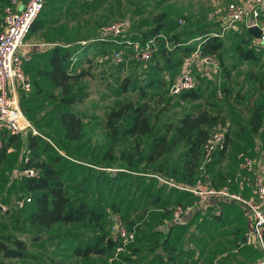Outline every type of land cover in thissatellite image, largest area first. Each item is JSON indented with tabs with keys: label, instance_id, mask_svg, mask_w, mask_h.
<instances>
[{
	"label": "trees",
	"instance_id": "obj_1",
	"mask_svg": "<svg viewBox=\"0 0 264 264\" xmlns=\"http://www.w3.org/2000/svg\"><path fill=\"white\" fill-rule=\"evenodd\" d=\"M164 16L160 14L155 26L140 34L144 39L156 36L160 32L165 35L168 47L164 39H157L158 49L146 65L147 68L154 69V72L172 71L171 78L156 80L162 85L167 84L168 90L180 75L185 59L197 46H199L200 56H214L222 65L223 52L226 48L224 37L229 34L235 35L230 42L240 59L254 61L264 55L263 49L249 46L248 37L238 31H231L222 37L213 36L212 32L216 30L217 23L213 28L204 25L180 31L177 30L175 23H168ZM43 26L44 22L38 16L29 32L35 34ZM74 51L70 44H50L47 52L45 51L46 54H40L45 61L44 66L33 64L31 60L29 64L26 63L24 68L28 64L32 73L30 79L28 78L31 87L28 92L20 91L19 103L27 118L30 119L32 112L40 108L39 104H34L38 95H48L47 98L56 104V133H62L61 139L64 141L77 143L81 137L82 120L72 106L80 99L73 90V86L80 82L87 72L83 69L77 72L70 71ZM152 61L153 65L149 66ZM180 67L181 70L178 73ZM226 76H229V73L226 72ZM154 81L151 78L147 85L151 87ZM128 82L129 80L125 81L124 88ZM198 87L199 84L194 90L181 92L177 95L179 101L183 104L188 103L190 107L192 102L200 100L202 95ZM141 89L144 91L143 88ZM46 91L49 93L47 94ZM224 92L228 94V90ZM224 101H227L226 97ZM147 109L146 104L127 103L108 112L106 128L110 132L111 143L102 154L99 165L81 162L84 161L82 159H86V155L75 160L74 152L78 150L77 148L72 151L65 149V153H62L51 144L50 140L46 139L48 137L45 135L43 136L46 138L30 133L25 136L13 135L6 130H0V165L3 163L16 165L12 170L9 183L16 188V203L24 199L21 208L17 207L16 212L18 215L24 214L25 220L35 234L49 231L56 226L76 225L82 229L68 231L69 235L74 234L78 240V244L72 249L73 255L81 258H89L91 255L108 256L112 250V242L108 240L112 212H118L131 228L135 224L132 216L137 209L142 208L140 203L148 201V198L152 204L162 208V216L172 222L175 206L191 203L190 200L182 202L185 192L163 184L152 174L180 184L184 182L188 185L193 184L197 179L193 177L195 176L194 167L190 166L188 172L183 170L186 165L195 160L200 159L201 162L202 146L208 139L211 128L218 121L223 122V120L219 119V113L213 115L208 109L197 113L185 112L178 120L166 122L164 132L161 133L150 120ZM246 128L251 136H257L261 140L264 151V92L261 99L256 101L250 109ZM143 137L147 138V141L141 149L139 140ZM129 139H133L132 149L125 147L121 150L115 149L114 144L119 143L123 146ZM228 145L229 134L227 133L224 148L213 155L212 163L217 164L225 157ZM21 149L24 151L19 154ZM13 150H16V154H13ZM27 150L28 153L25 152ZM177 150L178 154L184 157L182 164L169 166L167 159ZM26 154H28L27 162H25L26 156L24 157ZM44 154L45 158H42L41 155ZM208 164L205 168L209 172ZM25 167L37 168L39 176H13L14 170H22ZM112 168L118 170L110 171L109 169ZM219 177L224 184L228 176ZM127 184L132 187L126 190L130 200L126 202L124 197L117 200L124 191L122 188ZM167 188L174 194L177 193L171 208L168 207L169 201L161 198L163 190L167 195ZM25 198L30 200L27 202ZM7 202L6 199L2 200V203ZM130 249V254L125 256V259L134 264L130 255L136 253L135 245L131 244ZM0 253L4 257L17 258L30 264H68L63 259L36 256L27 251L23 240L1 233ZM0 264L5 263L0 262Z\"/></svg>",
	"mask_w": 264,
	"mask_h": 264
},
{
	"label": "rangeland",
	"instance_id": "obj_2",
	"mask_svg": "<svg viewBox=\"0 0 264 264\" xmlns=\"http://www.w3.org/2000/svg\"><path fill=\"white\" fill-rule=\"evenodd\" d=\"M229 1L231 0H46L39 15L44 22L43 28L35 34L29 32L26 39L44 44H70L75 50L72 54L70 71L77 72L83 69L87 72V75L73 86V90L80 97L72 106L82 120L81 137L77 143H72L62 140V133H56V104L47 98L48 95H38L39 97L34 102V104H39L40 108L32 112V118H28L32 126L42 136H47L51 144L60 149L62 153H65V149L72 151L77 148L78 150L74 152L75 160L86 155V159H82L84 161L81 162L99 165L102 154L111 143L110 132L106 128V116L113 108L127 103L146 104L150 120L161 133L164 132L166 122L178 120L185 112L197 113L208 109L213 115L219 113V119L228 124L229 145L225 157L219 163L215 164L211 161L208 164L207 168L210 171H206V179L212 183L211 179L215 176H239L238 153L248 152L253 157L259 154L255 147L256 142L261 143V140L257 136H251L246 127L252 105L261 99L264 92V55L254 61L242 60L232 49L230 42L235 35L229 34L224 37L226 48L223 52L222 65L218 63L217 68L209 67V74L206 75L205 71L198 70L196 63L192 64V69L195 73L197 72L198 91L202 97L192 102L189 107L188 103L183 104L177 96L170 94L167 84L162 85L156 82L158 78L164 80L171 78L172 71L154 72V69L147 68L146 62L132 55L131 47L125 48L123 45L124 40L146 41L151 39V37L144 39L140 33L154 27L156 21H159L160 14L165 15L163 18L167 19L168 23H175L177 30L180 31L204 25L213 28L220 9ZM8 2L9 0H0V19L3 17V7ZM121 19L128 22V30L125 35L116 39L117 42L110 37H106L103 41L98 39L103 27ZM157 35L165 36L163 32ZM243 35L248 37L246 33ZM115 46L122 49L125 54L126 59L122 63H115L111 60V51ZM45 51L47 52V49L42 53L35 52L30 62L44 66L45 61L40 54H46ZM153 63L152 61L149 66ZM27 65L25 72L30 79L32 73ZM180 70L181 67L178 73ZM226 72L229 76H226ZM151 78L155 81L150 87L147 84ZM126 80L129 82L124 88L123 84ZM224 90H228V94ZM46 93L49 92L46 91ZM225 97L227 101H224ZM146 141L147 138H140L141 149ZM114 145L116 150L124 147L132 149L133 139L127 140L123 146L119 143ZM23 151L24 149H21L19 154ZM15 152L16 150H13V154H16ZM25 152L28 153V150ZM178 152V150L174 151L167 159L169 166L176 164L181 166L184 157ZM41 156L43 158L45 154ZM199 165H201L200 159L195 160L186 165L183 171L188 172L189 167L193 166L195 174L193 177L196 179L200 175ZM15 166L10 163L0 165V202L2 203L5 199L8 201L2 203L7 206V210L0 211V233L23 240L28 252L42 258L63 259L68 264H105L107 256L91 255L89 258H81L73 255L72 249L78 244V240L74 234L69 235L68 231L82 229L76 225L56 226L49 231L35 234L33 228L25 220L24 214L18 215L16 212L17 192L16 188L9 183ZM122 189L124 191L117 200L124 197V201L128 202L130 198L126 190L132 187L127 184ZM164 192L163 190L161 198L168 200V207L171 208L172 204L174 205L172 200L177 194L175 195L169 188H167V195ZM23 200L19 202L18 208H21ZM140 207L142 208L137 209L132 216L135 224L131 228L135 229L136 234L133 245L136 241L149 237H140L142 231L148 228L151 230L160 228V216L163 220L165 219L162 216L163 209L152 204L149 198L148 201H142ZM155 236L162 238L164 235L157 232ZM243 249L240 248L239 251ZM130 256L133 261L135 257L133 258V254ZM259 259H263L262 253L257 256V260ZM244 260L240 264H253L255 258L250 255L249 263ZM0 262L30 264L17 258L4 257L2 253H0ZM127 264H133V262H127Z\"/></svg>",
	"mask_w": 264,
	"mask_h": 264
},
{
	"label": "built area",
	"instance_id": "obj_3",
	"mask_svg": "<svg viewBox=\"0 0 264 264\" xmlns=\"http://www.w3.org/2000/svg\"><path fill=\"white\" fill-rule=\"evenodd\" d=\"M45 2L46 0H26L25 2L9 0L3 7L0 31V130H6L13 135L25 136L30 133L42 136L22 110L19 93L20 91L28 92L31 87L24 68L31 59V47L34 45L50 47V44L26 42L30 27L43 10ZM216 23L217 29L212 32L213 36L222 37L231 31L246 33L250 46L264 50V0H231L220 9ZM252 27L259 30L258 37L248 33V29ZM127 30L128 22L121 19L103 27L98 39L103 41L106 37H110L117 42L116 39L125 35ZM157 39H164L168 47L166 37L161 35L152 36L146 41L124 40L123 45L125 48L131 47L132 55L139 60L148 62L158 49ZM110 57L115 63H122L126 59L123 50L118 46L113 48ZM193 63L198 65V70L205 71L206 75L209 74V67H218L216 58L200 56L199 46H197L190 57L185 59L178 78L169 86L171 95L177 96L183 91L197 88L198 79L192 69ZM227 133L228 124L224 121H218L211 128L201 150V173L193 184H180L156 174L152 175L169 187L193 194L197 205H204L210 200L217 199L243 208L250 219L244 244L257 245L264 252V154L260 152L253 157L248 152L238 153L237 169L240 175L227 177L221 186H215L206 179L205 167L212 160L213 155L224 148ZM27 161L28 156L25 157V162ZM18 175L38 177L39 170L34 167L14 170L13 176ZM234 184L238 189L233 188ZM243 185L251 188V195L247 196L239 189ZM29 200L26 198L27 202ZM192 209L193 206L189 204L175 206L173 224L182 223V216L190 214ZM6 210L7 206L0 202V211ZM110 217L108 240L112 242V250L105 264H127L125 256L130 254V246L135 241V229L130 228L118 212H112Z\"/></svg>",
	"mask_w": 264,
	"mask_h": 264
},
{
	"label": "crops",
	"instance_id": "obj_4",
	"mask_svg": "<svg viewBox=\"0 0 264 264\" xmlns=\"http://www.w3.org/2000/svg\"><path fill=\"white\" fill-rule=\"evenodd\" d=\"M25 1L21 0V2ZM1 27L2 19H0V31ZM26 42L42 43L29 39H26ZM45 49L47 48L38 45L31 47L30 60L35 52L41 53ZM255 148L259 153L264 154L261 143L256 142ZM212 182L218 186L222 184L219 176L213 177ZM233 188L238 189L235 184ZM239 189L247 196L252 194L251 188L247 185ZM188 200L191 201L189 205H192L193 209L190 214L182 216V223L173 224L172 220H163L160 216L159 231L155 228L142 231L140 237H149L136 241V253H133L134 264H240L244 259L249 263L250 255L255 258L253 264H264L262 248L244 244L250 219L243 208L217 199L210 200L204 205H197L195 196L185 192L182 202ZM157 232L164 236L156 237ZM240 248H244L243 251H239ZM261 253L263 259L257 260V256Z\"/></svg>",
	"mask_w": 264,
	"mask_h": 264
},
{
	"label": "water",
	"instance_id": "obj_5",
	"mask_svg": "<svg viewBox=\"0 0 264 264\" xmlns=\"http://www.w3.org/2000/svg\"><path fill=\"white\" fill-rule=\"evenodd\" d=\"M248 33L252 34L253 36L255 37H258L259 35V30L257 28H249L248 29ZM19 203L17 204V207H18ZM36 239V238H35Z\"/></svg>",
	"mask_w": 264,
	"mask_h": 264
}]
</instances>
